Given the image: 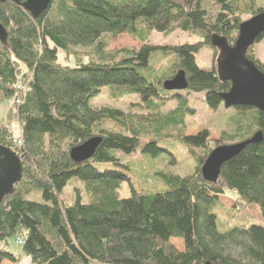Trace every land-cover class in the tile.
Wrapping results in <instances>:
<instances>
[{
  "label": "trees",
  "instance_id": "1",
  "mask_svg": "<svg viewBox=\"0 0 264 264\" xmlns=\"http://www.w3.org/2000/svg\"><path fill=\"white\" fill-rule=\"evenodd\" d=\"M244 6L248 9L242 11ZM263 12L259 0H52L35 19L0 0V24L8 32L0 42V100L12 103L8 116L18 115L23 141L21 147L8 143L3 127L0 146L20 157L22 180L0 202V264L19 260L7 250L13 238L23 240L32 264H264V228L240 225L221 232L217 212L225 210L219 197L228 191L247 208H258L264 219V113L233 108L229 128L212 140L206 128L187 135L185 119L193 112L186 99L163 111L170 98L182 97L163 87L180 71L186 73L188 94L204 93L211 110L225 107L221 95L231 84L219 80L216 68L201 69L196 55L206 47L218 53L213 35L233 46L242 17ZM175 31L200 42L170 48L173 62L158 75L150 61L161 48L149 41L154 33ZM123 34L142 43L141 49L106 53ZM263 40L264 35L246 56L264 73L254 52ZM80 50L87 51L88 62ZM142 69L149 70L148 77ZM21 78L29 90L15 105ZM104 88L116 101L140 95V110L92 107ZM259 132L263 140L225 163L216 183L203 178L202 166L213 150L249 141ZM173 134L195 155V173L182 177L159 171L166 189L150 193L133 180V166L143 157L163 155L174 165V152L158 144ZM95 137L103 141L94 158L72 161L71 150ZM126 184L131 197L121 199ZM68 185L73 186L71 203L63 199ZM34 194L41 201L29 198ZM172 240L183 241L184 249Z\"/></svg>",
  "mask_w": 264,
  "mask_h": 264
},
{
  "label": "rangeland",
  "instance_id": "2",
  "mask_svg": "<svg viewBox=\"0 0 264 264\" xmlns=\"http://www.w3.org/2000/svg\"><path fill=\"white\" fill-rule=\"evenodd\" d=\"M259 1L264 5V0ZM247 9L248 7L244 6L241 10L245 11ZM251 18L252 16L244 15L242 20L245 22ZM199 42V39L196 37L181 31H175L165 35L154 33L149 41V44L160 47L161 49L152 55L150 67L154 69L158 75L164 73L166 68L171 65L175 57L170 48L186 43L195 45ZM141 47L142 43H140L137 39H134L128 34H123L114 38L110 42L108 48L106 49V53L113 56L117 54H126L127 52H137L141 49ZM254 52L258 62L264 65V40L255 46ZM86 53L87 51L82 50L78 53L85 63L90 59ZM218 54L219 53H215L210 48H203L196 55L198 66L201 69L207 70H211L212 68L217 69L216 61ZM69 63L73 65L75 64V61L72 59ZM23 70L26 71L25 68H23ZM148 71V69H142L141 74L148 77ZM108 92L107 88L102 89L100 95L91 101V106L96 109L103 107L119 109L126 113H135L140 110V107L138 106L142 102L140 95H126L116 101L114 98L110 97L111 95ZM177 93H179L182 97L170 98V100H168L165 104L163 111L168 112L174 110L181 100L186 99L188 107L193 112L192 115H188L185 119L187 135L197 134L200 130L206 128L210 131L211 139L217 140L219 139L220 132L229 128L230 117L234 113L233 108L226 109L225 107H222L219 110L214 111L207 106L204 93L188 94L187 91ZM11 105V102L0 100V133L3 129H5L3 128L5 126L7 127V137L14 139L20 137L22 127L15 111L8 116ZM104 128L107 130L118 131V129H113L110 125H105ZM177 142L178 140L175 134H173L170 138H167L166 142L159 141L158 143L160 147L171 149L172 152H174L176 156L174 165L170 164L172 157L169 155H163L157 159L143 157L139 162L135 163L133 166V180L140 188L146 189L150 193L165 190L166 186L160 182L157 177V173L159 171L172 172L182 177L195 173L197 167L195 155H190L187 149ZM10 144L14 146L13 142ZM130 197L131 189L129 185L126 184L121 191V199H128ZM29 198L41 201L39 194L31 195ZM63 199L68 203L72 202V185H68L66 188ZM219 203L225 209L223 211H217L220 218L219 229L221 232H225L228 228L240 225H256L264 228V219L261 217L258 208H247L234 193L227 191L225 195L219 197ZM172 243L179 251L184 249L183 241L172 240ZM7 250L18 256L19 260L16 263L5 261L3 264H32L30 258L23 252L22 246L17 244V239L13 238L9 240Z\"/></svg>",
  "mask_w": 264,
  "mask_h": 264
},
{
  "label": "water",
  "instance_id": "3",
  "mask_svg": "<svg viewBox=\"0 0 264 264\" xmlns=\"http://www.w3.org/2000/svg\"><path fill=\"white\" fill-rule=\"evenodd\" d=\"M8 1L24 8L35 19L47 11L52 2V0ZM262 35H264V12L240 25L239 36L233 46L224 37L219 35L212 37L211 45L219 53L216 61L218 78L223 83L231 84L230 91L221 95L226 109L250 107L264 113V73L246 56L248 50ZM7 38L8 32L0 24V42H6ZM163 87L169 92L186 91L188 89L186 73L180 71L173 79L166 81ZM262 140V133L259 132L249 141L216 148L202 166L203 178L207 182L216 183L225 163L238 156L247 145L257 144ZM102 141L101 137H95L73 148L70 152L72 161L80 164L91 160ZM21 180L20 157L11 149L0 146V202Z\"/></svg>",
  "mask_w": 264,
  "mask_h": 264
},
{
  "label": "built area",
  "instance_id": "4",
  "mask_svg": "<svg viewBox=\"0 0 264 264\" xmlns=\"http://www.w3.org/2000/svg\"><path fill=\"white\" fill-rule=\"evenodd\" d=\"M28 87H29L28 83L25 82L24 79H22V78L19 79L16 89H17V94L20 96V98L15 99V100L12 101L13 103H15V105H20L22 103V99H23L22 97H24L26 95V93L28 92V90H29ZM21 135H22V133H21ZM21 135H20V137L14 138V139H11V137L7 138V142L8 143L13 142L14 143V147H21L23 145V141H22V136ZM17 244L19 246H23L24 242H23L22 239H18L17 240Z\"/></svg>",
  "mask_w": 264,
  "mask_h": 264
}]
</instances>
